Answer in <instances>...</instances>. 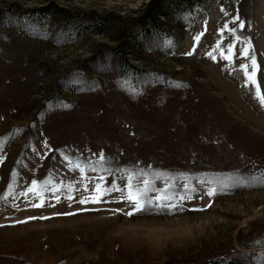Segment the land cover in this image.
<instances>
[{
  "label": "rangeland",
  "instance_id": "1",
  "mask_svg": "<svg viewBox=\"0 0 264 264\" xmlns=\"http://www.w3.org/2000/svg\"><path fill=\"white\" fill-rule=\"evenodd\" d=\"M246 46L264 92V0H0V264H264ZM130 173L142 211L119 191L79 203ZM33 180L60 191L34 207Z\"/></svg>",
  "mask_w": 264,
  "mask_h": 264
},
{
  "label": "snow or ice",
  "instance_id": "2",
  "mask_svg": "<svg viewBox=\"0 0 264 264\" xmlns=\"http://www.w3.org/2000/svg\"><path fill=\"white\" fill-rule=\"evenodd\" d=\"M238 19H239V17L236 18V20H238ZM233 22L235 23L236 21H233ZM239 27L241 29L244 28L243 22H240ZM225 30L228 31L230 35L235 36V30L234 29H229L227 27V25L225 26L224 30H222L221 35H223V31H225ZM198 39H199V37H197V40ZM235 40L237 42H239L240 41V37L236 36ZM235 47H236L235 43L229 44L225 51H221L220 52L221 58L231 62L232 59H233V56L235 55V51H234ZM219 48H220V45L218 44L216 46V49H219ZM190 54L191 53H189V55ZM209 56H212V58L215 59V56H213L212 53H209ZM240 56L243 57L244 59L250 61V63H244V64L241 65V71H243L244 76H245V80H246V85L245 86H247L248 84H251V85L254 86V88H255V98L257 99L259 104L262 107H264V92L261 91V87H260L259 83L256 80V73L259 70V67H258L257 62H256V58H255L254 55H251V56L249 55V47L248 46L240 49ZM249 67H251V72L249 71ZM104 161H105V157H104V154L101 152L99 154V159H98V161L96 163L102 165L104 163ZM74 169H78L80 171V173H81V179H85V175H84L85 172H86V166L85 165H82L81 163L77 162L74 165ZM91 170L92 171H96L95 168H92ZM104 171L110 172V169H104ZM98 179L101 182L95 184V187L92 190L90 196L81 199L79 201V203H81V204H86V203H89V202L98 203V202H100V200L102 199L103 196L108 195V194H110L113 191L121 192L122 196L133 205L134 210L137 211V212L138 211H142L144 209L145 203H148V204L152 203V201L150 199L147 200V201H145L143 199L144 195H145V192L148 189V185L150 183V181L148 179H143V181H142V183L144 185L143 190H141L140 188H137V187L134 186V183H133L134 177H133V174H131V173L128 174V176H127L126 189H121L115 183H113L110 187H104V184L102 182L105 180V177L104 176H99ZM47 185H52L50 190L53 192V194H55L56 192L60 191V188L57 187L56 185L52 184V182L50 180L49 181H45L43 187L40 185V183L38 181L33 180L31 182L30 187H28L25 191L20 193V195H23V196L27 197L29 194H33V195L39 197L40 201H41L40 204L33 205V206L34 207L42 206V204H43V192L49 190ZM9 187L11 188V186H9ZM67 187H68L69 193H71V191L73 190V186L72 185H68ZM84 191H86V192L89 191L87 185L84 186ZM10 194H11V192H9V195ZM213 194H214V190H211L208 193V195H210V196L213 195ZM3 198L7 199V196H5ZM67 198L69 200L73 199V197L70 194L68 195ZM165 198L157 197V199H165ZM57 199H59V197H57ZM180 199L183 200V199H185V197L181 196ZM158 206L159 207H163L164 205L160 204ZM171 207H175V205H171ZM126 214L131 216L133 214V212H128Z\"/></svg>",
  "mask_w": 264,
  "mask_h": 264
},
{
  "label": "trees",
  "instance_id": "3",
  "mask_svg": "<svg viewBox=\"0 0 264 264\" xmlns=\"http://www.w3.org/2000/svg\"><path fill=\"white\" fill-rule=\"evenodd\" d=\"M220 260H222V259H220ZM219 259H213V260H209V261H207V262H204V263H202V264H218V263H222L223 261H220ZM175 264H180V263H175ZM225 264H233V263H231V262H229V263H225Z\"/></svg>",
  "mask_w": 264,
  "mask_h": 264
}]
</instances>
